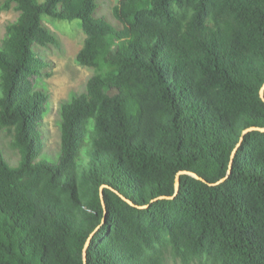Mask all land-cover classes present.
<instances>
[{
  "label": "trees",
  "instance_id": "16d2710c",
  "mask_svg": "<svg viewBox=\"0 0 264 264\" xmlns=\"http://www.w3.org/2000/svg\"><path fill=\"white\" fill-rule=\"evenodd\" d=\"M11 8L0 130L19 160L0 151V264H84L91 234L86 264H264V132L237 146L264 128V0H117L111 20L99 0ZM43 16L81 23L75 62L93 72L60 104L52 158L34 46L60 40Z\"/></svg>",
  "mask_w": 264,
  "mask_h": 264
},
{
  "label": "rangeland",
  "instance_id": "374dc122",
  "mask_svg": "<svg viewBox=\"0 0 264 264\" xmlns=\"http://www.w3.org/2000/svg\"><path fill=\"white\" fill-rule=\"evenodd\" d=\"M4 2L5 0H0V5ZM116 2L117 0H99L97 14L111 20L112 8ZM17 18L18 13L13 8L0 11V44L5 36L6 26ZM43 20L60 40V46L50 50L34 46L38 49V55L44 60V65L41 67L42 74H48L47 77L39 78V84L49 94V112L42 123V152L52 158L58 152L60 145V104L69 100L72 94L81 93L93 72L75 62V56L86 39L81 23L78 20L58 21L48 16H43ZM0 151L11 165L18 162L19 155L11 146V136L5 130H0ZM165 264L181 263L171 255H167Z\"/></svg>",
  "mask_w": 264,
  "mask_h": 264
},
{
  "label": "water",
  "instance_id": "95a60500",
  "mask_svg": "<svg viewBox=\"0 0 264 264\" xmlns=\"http://www.w3.org/2000/svg\"><path fill=\"white\" fill-rule=\"evenodd\" d=\"M260 97L262 98V101L264 102V86L261 88L260 90ZM250 131H259V132H264V128H259V127H252V128H248L246 130L243 131L242 133V136L238 142V145L239 146L242 142V139L244 137L245 134H247L248 132ZM236 146V148H237ZM236 148L233 150L232 154H231V158H230V163H229V170H228V173H227V176L230 174V171H231V167H232V159L236 153ZM186 172H180L177 174L176 176V179H175V193H174V196L179 192V185H180V181H179V177L181 174H185ZM190 176L196 178V179H199V180H202L200 178H198L195 174H192V173H188ZM225 179L221 180L220 182L218 183H221L222 181H224ZM174 196L172 197H167V199H172L174 198ZM100 198L102 199V194L100 193ZM103 201V200H102ZM104 206V205H103ZM105 209V207H104ZM104 214L106 215V211L104 212ZM93 234L90 235L89 239L87 240L86 244H85V247H84V253H83V261H84V264H86V251H87V248H88V245H89V241H90V238L92 237Z\"/></svg>",
  "mask_w": 264,
  "mask_h": 264
}]
</instances>
